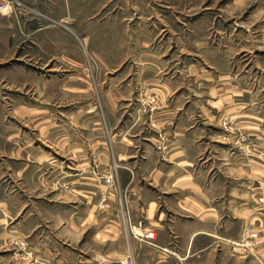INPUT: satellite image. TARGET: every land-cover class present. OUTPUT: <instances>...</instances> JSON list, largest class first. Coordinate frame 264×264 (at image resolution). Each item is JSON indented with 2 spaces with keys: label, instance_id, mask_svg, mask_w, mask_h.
Here are the masks:
<instances>
[{
  "label": "crops",
  "instance_id": "1",
  "mask_svg": "<svg viewBox=\"0 0 264 264\" xmlns=\"http://www.w3.org/2000/svg\"><path fill=\"white\" fill-rule=\"evenodd\" d=\"M229 1L254 2L264 16V0ZM215 43L200 37L201 54L166 59V68L137 61L131 94L121 75L110 78L111 120L99 119L93 138L97 163L83 154L67 176L60 227L29 231L27 206L15 213L1 203L0 263L264 264V121L250 119L244 87L258 52L229 57ZM114 163L121 168L109 186L103 174ZM250 226L261 234L251 250L243 244ZM150 231L156 239L146 238ZM15 240L33 247L8 248Z\"/></svg>",
  "mask_w": 264,
  "mask_h": 264
},
{
  "label": "rangeland",
  "instance_id": "2",
  "mask_svg": "<svg viewBox=\"0 0 264 264\" xmlns=\"http://www.w3.org/2000/svg\"><path fill=\"white\" fill-rule=\"evenodd\" d=\"M229 3L0 0V205H13L15 213L27 206L21 219L25 217L29 231L40 225L37 233L45 236L60 227L70 189L67 176L76 172L83 154H92L97 163L93 138L98 120H111L104 97L114 84L110 78L121 75L131 94L135 85L127 84L137 72V61L147 69L166 68V59L197 54L200 37L216 42L217 50L229 57L258 52L244 87L250 91V119L264 121V16L254 2ZM207 8L213 10L210 15H205ZM211 24L213 30L203 32ZM120 168L114 163L103 174L107 185L114 186ZM99 205L104 209L105 201ZM250 228L257 237L248 233ZM260 243L261 234L248 227L243 244L251 250ZM32 247L25 240L8 246ZM5 249L0 243V260ZM5 258L6 264H15Z\"/></svg>",
  "mask_w": 264,
  "mask_h": 264
},
{
  "label": "built area",
  "instance_id": "3",
  "mask_svg": "<svg viewBox=\"0 0 264 264\" xmlns=\"http://www.w3.org/2000/svg\"><path fill=\"white\" fill-rule=\"evenodd\" d=\"M247 231H248L249 234H251L252 229L250 228ZM251 235L253 237H257L258 236L257 234H251ZM156 237H157V235H156V233L154 231L149 232L148 235H147V238L150 239V240H154V239H156ZM21 245L22 246H25L26 244L25 243H22Z\"/></svg>",
  "mask_w": 264,
  "mask_h": 264
}]
</instances>
